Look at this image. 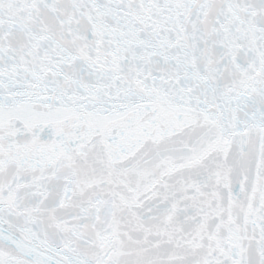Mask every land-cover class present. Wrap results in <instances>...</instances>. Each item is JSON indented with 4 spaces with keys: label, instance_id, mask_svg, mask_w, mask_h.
Wrapping results in <instances>:
<instances>
[{
    "label": "snow or ice",
    "instance_id": "snow-or-ice-1",
    "mask_svg": "<svg viewBox=\"0 0 264 264\" xmlns=\"http://www.w3.org/2000/svg\"><path fill=\"white\" fill-rule=\"evenodd\" d=\"M0 264H264V0H0Z\"/></svg>",
    "mask_w": 264,
    "mask_h": 264
}]
</instances>
